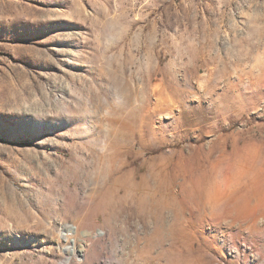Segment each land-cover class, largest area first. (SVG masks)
I'll use <instances>...</instances> for the list:
<instances>
[{
    "label": "rangeland",
    "instance_id": "obj_1",
    "mask_svg": "<svg viewBox=\"0 0 264 264\" xmlns=\"http://www.w3.org/2000/svg\"><path fill=\"white\" fill-rule=\"evenodd\" d=\"M73 239L264 264V0H0V264Z\"/></svg>",
    "mask_w": 264,
    "mask_h": 264
},
{
    "label": "bare ground",
    "instance_id": "obj_2",
    "mask_svg": "<svg viewBox=\"0 0 264 264\" xmlns=\"http://www.w3.org/2000/svg\"><path fill=\"white\" fill-rule=\"evenodd\" d=\"M74 233L73 227H68L66 229V232L63 234L65 239H69V236ZM69 251V257L66 261V264H70L73 262V259L76 258L78 259L79 256H85L87 254V249L85 247L79 248L76 244L75 239L72 241V245L68 247Z\"/></svg>",
    "mask_w": 264,
    "mask_h": 264
}]
</instances>
